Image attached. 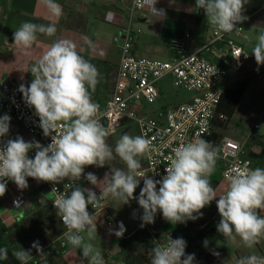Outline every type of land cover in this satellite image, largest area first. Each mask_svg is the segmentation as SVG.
<instances>
[{
	"label": "clouds",
	"instance_id": "obj_1",
	"mask_svg": "<svg viewBox=\"0 0 264 264\" xmlns=\"http://www.w3.org/2000/svg\"><path fill=\"white\" fill-rule=\"evenodd\" d=\"M157 16L165 15L157 9L158 0H142ZM52 16H61L62 8L56 0H43ZM248 0H195V7L203 9L207 23L219 33H232L243 29L236 25L248 19L243 14ZM57 27L54 22L37 24L23 22L14 31V45L30 50L43 34L52 37ZM241 54L247 56L241 52ZM239 54L236 59L241 55ZM252 55L257 65H264V31L256 36ZM33 79L29 85L20 84L19 91L25 103L34 108L44 136H51L47 146L38 141H25L23 137H6L11 117L0 116V197L12 181L20 190L28 187V178L53 185L63 183L68 192L57 193L52 200L57 216L63 221L67 244L79 249L88 264H105L103 255L91 242L97 233V222L88 208H96L102 199L111 197L123 204L136 199L143 209L142 224L154 223L156 214L172 223L195 220L203 215L201 210L215 200L221 217L217 231L232 243L239 239L247 249H253L264 239V167H251L250 162L237 164L227 178L226 189L218 195L210 177L215 171L218 149L209 141L194 137L180 143L167 157L165 175L154 179L144 174L141 158L150 150V141L143 135L122 134L113 147L108 143L112 134L98 117V105L92 93L100 82L98 68L77 51L74 42L67 39L54 40L46 51L25 71ZM35 150L34 158L29 153ZM119 158L125 168H110L103 179L94 173L85 174L88 166L104 167ZM86 180L99 189L82 188L72 181ZM143 178L139 196H134ZM19 205L18 202H14ZM126 231L123 223L109 234L120 237ZM208 241H204L207 246ZM186 241L167 237L165 242L151 249L150 264H194L195 254H186ZM32 249L43 254L36 241ZM7 247H0V260L8 258ZM20 264H28L31 249L20 247L12 251ZM219 256V252H213ZM235 264H264V255L255 253L239 257Z\"/></svg>",
	"mask_w": 264,
	"mask_h": 264
},
{
	"label": "crops",
	"instance_id": "obj_2",
	"mask_svg": "<svg viewBox=\"0 0 264 264\" xmlns=\"http://www.w3.org/2000/svg\"><path fill=\"white\" fill-rule=\"evenodd\" d=\"M56 3L61 6L63 13L58 17L50 14L43 0H0V80H10L19 84H25L26 86L29 85L33 77L30 72L25 71L35 63L54 40L67 39L74 42L77 46V51L85 59L94 64L100 72V82L92 93L93 101L98 107H101L104 100L110 95L116 77L119 62V41H113V36L122 35V29L127 26L130 18H132V27L139 29V32H136L134 36L132 46L134 54L137 56L157 58L159 53L162 52V46L158 39L155 38V35L159 31H163V27L169 23V15L171 16V13H173L172 10H176L179 16H181L180 18L185 20L191 17L190 11L192 10L191 6L181 7L173 0H158L157 4L165 10V15L163 16L151 14L146 10H134L132 8V0H56ZM193 3H195V0H193ZM23 22L37 24L54 22L57 27V32L52 37L43 34L38 35L34 46L30 50H23L13 44L14 31ZM180 24L178 23V27ZM173 25L176 29V23H173ZM205 30L207 31V29ZM176 31L173 37L182 36L186 32L191 34V38L188 41V49H199L203 47L202 55L204 57L224 66L228 70L227 76L219 82L218 86L220 89L231 87V85H225V82H227L226 78L238 76L239 70L244 64L237 71H233L228 63L225 62L224 54L227 50L226 43L224 41L209 43L210 34L207 38L196 27L192 29H183L182 27L177 28ZM227 36L252 52V49H249V43L246 40L245 34L236 35L232 32L228 33ZM170 56L171 54L168 58ZM165 78L161 79L160 82H163ZM159 91L160 97H162L160 85ZM21 95L23 98L22 93ZM190 97L171 104H159L156 109H152L151 105L142 103L139 112L154 115L159 108L177 104L188 100ZM238 105L235 112L237 111ZM245 105H249V103ZM15 122L12 118L10 119V124L14 123L17 125ZM216 127H219L218 124L213 128L214 137L220 138L221 135L219 136L220 133H218L219 128L216 129ZM8 135L13 139L19 136L11 130H9ZM258 137L261 138L260 141L250 143L248 148L244 150V154L251 157L254 166L264 167V154L256 156L260 152L261 147L264 149V136L260 135ZM245 139L246 137L244 136L241 141L244 142ZM142 159L145 165L144 157ZM99 170H101V167L88 166L85 171L92 172ZM99 174L96 175L98 178ZM225 186L226 184L220 180V183L215 188L217 193L219 194ZM80 187L95 188L90 183L81 184ZM19 190L16 184L10 181L9 189L0 198V229H5L7 232L16 228L22 218L30 216L41 206L47 205L48 202L49 194L44 182L32 180L28 181V187L23 189L26 197L25 205L20 208L12 207L10 197ZM261 215H264V210H261ZM94 216L97 222V233H94L95 239L91 242H95L99 250L105 251L102 254L105 264L120 263H113V261L123 262V257L119 252L120 250L115 247V244L119 243L120 238H127L129 234L124 237L109 234L110 229L116 230V228L105 225L101 212L95 213ZM56 245V241L53 240L50 244L42 248L43 254L39 255L37 251L33 252V256L28 264H88L87 260L82 259L79 249H74L69 246L61 250ZM213 250L219 252L220 255L210 257L208 264H235L236 260L243 255L251 253L264 255V239L253 249L245 248L242 242L238 241L232 248L226 250L218 248Z\"/></svg>",
	"mask_w": 264,
	"mask_h": 264
},
{
	"label": "built area",
	"instance_id": "obj_3",
	"mask_svg": "<svg viewBox=\"0 0 264 264\" xmlns=\"http://www.w3.org/2000/svg\"><path fill=\"white\" fill-rule=\"evenodd\" d=\"M155 7L158 10L164 9L157 3ZM262 7L264 9V0ZM132 8L136 11L146 10L154 14L148 6L143 4L142 0H132ZM131 19L122 29L121 36H113V41H119V62L111 93L104 100L102 106L98 107L97 115L101 123L112 134L127 123L137 126L139 135H143L150 141V150L144 156L145 165L141 171L157 180L166 174L167 157L172 153L173 148L194 137H201L209 141L218 149L217 162L221 167L220 178L226 184L225 188L219 192V194L222 193L227 187L228 176L237 164L250 162L251 167H256L253 165L251 157L244 154L243 146L238 140L229 136H221L218 139L212 137L214 123L226 120L225 116L217 112L216 109L222 91L218 84L227 76L228 70L204 57L202 55L203 47L188 49V41L191 38L189 32L168 41L167 48L171 53L168 59L135 55L132 46L135 33L139 32V29L132 27ZM245 22L246 20L237 24L236 27L242 29ZM206 29L210 34L209 43L217 41L226 43L227 50L224 54L226 61H224L233 71L240 69L245 62L252 58V52L228 37V33H219L208 23ZM233 33L243 35L242 30ZM239 54L241 55L236 59L235 57ZM164 77L170 78L173 88L190 92L191 97L177 104L161 107L154 115L140 113L142 103L151 105L158 100L160 97L159 83ZM19 86L20 84L14 81L0 80V110L19 123L29 134L35 136L39 143L47 146L51 143V136H44L43 130L39 126V117L34 108L25 103L18 90ZM254 127H257V124H254ZM2 139L6 141L9 138ZM34 155L35 150H32L29 156L34 158ZM87 173L85 171V174ZM32 180L35 179L28 178V181ZM140 182H143V178H140ZM68 183L71 181L67 179L56 185L44 182L49 194L47 205L55 212L56 208L52 200L57 193L52 192V189L56 187L60 192H68L70 189L64 188V185ZM84 183L89 184L84 176L79 181H72L73 185L80 186ZM9 184L10 180L7 181V190ZM93 190L99 194L98 188H93ZM110 199V197L102 199L95 209L89 205L88 210L92 214L101 212L105 225L118 230V225L112 217ZM14 202H18L19 205ZM10 203L15 208L23 207L26 203L24 191L19 190L12 195ZM215 208L217 209L216 201ZM57 218L62 226V232L54 240L57 243L56 247L64 250L70 246L64 236L67 229L63 221L58 216ZM212 219L217 222L214 216Z\"/></svg>",
	"mask_w": 264,
	"mask_h": 264
},
{
	"label": "rangeland",
	"instance_id": "obj_4",
	"mask_svg": "<svg viewBox=\"0 0 264 264\" xmlns=\"http://www.w3.org/2000/svg\"><path fill=\"white\" fill-rule=\"evenodd\" d=\"M179 6H191L190 11L191 17L188 20L180 18L176 10H172L171 16L169 15V23L163 27V31H159L155 38L158 39L160 45L162 46V52L159 53L157 58L165 59L171 54L167 48V43L171 37H173L177 28L183 29H196L204 34L207 38L209 37V32L206 31L207 19L203 9H197L193 0H173ZM263 0H248V3L244 6V15L248 16L246 22L242 25V33L245 34L246 40L249 43V49H252L258 33L264 31V9L262 7ZM190 20V22H188ZM173 23H176V29ZM178 23H181L178 27ZM158 31V30H157ZM247 50V49H246ZM249 51V50H248ZM251 52V51H250ZM227 82L225 85H232L235 81L245 80L246 88L245 95H243L238 105L237 111L231 116L230 120L225 123L220 124L218 129L219 136H230L236 138L242 143L243 149L246 150L248 145L254 141H260L261 138L258 136H264V65H257L254 55L244 66L239 70V75L235 77H227ZM161 87L162 97H160L155 103L151 104L152 109H156L159 104H171L174 102L181 101L191 96L190 92L182 89H175L171 86V81L169 77H166L163 82L159 83ZM249 103V105H245ZM249 110V112H248ZM5 115L0 111V116ZM17 123V122H15ZM257 124V127H254ZM15 127V128H13ZM12 132L17 133V135L24 138L25 141H38L37 138L29 134L20 124L17 123L10 124V129ZM129 134L131 136L139 135L138 128L135 124L127 123L121 127L117 132L111 134L108 137V143L115 146V142L119 139L122 134ZM246 137L244 142L242 138ZM9 139V135H7ZM39 142V141H38ZM142 168L144 167L143 159L141 158ZM110 168H125V165L117 157L111 161L108 165L101 167L99 171H92L95 175L99 174V179H103L105 173L110 171ZM86 170V168H85ZM143 187V182L137 187L134 196L138 197L140 189ZM111 198V197H110ZM111 200V213L115 223L119 226L122 222L126 231L122 235L130 236L128 238H120V242L123 241L125 245L133 247L136 251L145 252L148 251V256L151 259V249L154 245L165 242L168 236L171 238H180L176 234H170L169 230L165 229V226H170L171 223L166 221L162 213H157L155 216L154 223L144 224L141 227L142 220L141 216L143 214V209L140 208L138 201L136 199L130 200L128 204H123L120 201ZM45 206V205H44ZM41 206L39 209H41ZM203 215L195 220H188L190 222V231L187 238H183L186 241V247H189L192 251L191 254H195L194 264H208L210 257L215 256L213 252L221 248L226 250L232 248L236 243H232L227 239L222 241L218 238L219 232L217 231V225L221 219L218 210L215 208V200H213L210 205L206 206L201 210ZM35 213V212H34ZM32 213L28 217L22 219H28L33 216ZM212 216L217 220L214 222ZM28 221V220H27ZM134 233V234H132ZM132 234V235H131ZM120 236V237H122ZM207 240V246L204 245V241ZM96 246V250L105 253L104 250H99L98 245L93 242ZM101 243V242H100ZM115 247L120 250L119 243L115 244ZM120 262L119 264H124L121 261H113V263Z\"/></svg>",
	"mask_w": 264,
	"mask_h": 264
},
{
	"label": "trees",
	"instance_id": "obj_5",
	"mask_svg": "<svg viewBox=\"0 0 264 264\" xmlns=\"http://www.w3.org/2000/svg\"><path fill=\"white\" fill-rule=\"evenodd\" d=\"M245 88L246 81L238 80L231 87L222 89L216 111L222 113L226 120L224 122L216 121L215 125L218 124L220 126V124L225 123L231 118L244 95ZM212 137L215 138L213 133ZM263 154L264 149L261 147L260 152L256 156ZM220 170V164L217 162L215 171L210 177L214 188L220 183ZM259 213L261 214V210H259ZM165 229L169 230L170 234H176L180 238H187L190 231V222L187 220L183 223H171L170 226H165ZM61 232L62 226L58 221L56 212L49 205L43 206L41 209L36 210L31 218L22 219L13 230L7 232L5 229H0V247H7L9 253L6 260H0V264H20L12 255L13 250L22 247L25 250L31 249L32 253L36 252V249H32L34 242L38 241L39 245L43 248L58 237ZM218 238L222 241L226 240L220 233L218 234ZM119 247L120 255L123 257L125 264H150L148 251L143 253L136 251L133 247L125 245L123 241H119ZM187 248L189 254H191L192 251L189 247Z\"/></svg>",
	"mask_w": 264,
	"mask_h": 264
},
{
	"label": "water",
	"instance_id": "obj_6",
	"mask_svg": "<svg viewBox=\"0 0 264 264\" xmlns=\"http://www.w3.org/2000/svg\"><path fill=\"white\" fill-rule=\"evenodd\" d=\"M185 252H186V254H189V250L187 247L185 248Z\"/></svg>",
	"mask_w": 264,
	"mask_h": 264
}]
</instances>
